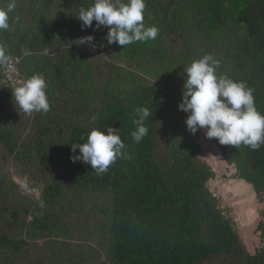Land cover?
I'll list each match as a JSON object with an SVG mask.
<instances>
[{"label":"trees","instance_id":"1","mask_svg":"<svg viewBox=\"0 0 264 264\" xmlns=\"http://www.w3.org/2000/svg\"><path fill=\"white\" fill-rule=\"evenodd\" d=\"M93 2L16 0L10 29L0 31L23 79L44 74L51 104L46 114L19 111L0 68V264H264V212L251 252L210 187L216 173L202 158L200 130H188L178 107L184 68L212 54L219 74L254 89L264 113V0H146L144 23L158 35L125 47L107 45L108 29L95 21L82 27L76 14ZM90 34L94 41L78 44ZM105 52L111 63L102 69ZM122 57L137 70L120 67ZM142 106L153 115L136 143ZM104 125L119 128L130 158L98 175L73 161L72 144ZM212 140L264 199V145ZM24 177L40 195L21 191ZM78 240L95 245V255Z\"/></svg>","mask_w":264,"mask_h":264},{"label":"clouds","instance_id":"2","mask_svg":"<svg viewBox=\"0 0 264 264\" xmlns=\"http://www.w3.org/2000/svg\"><path fill=\"white\" fill-rule=\"evenodd\" d=\"M17 7L16 0H0V31L10 29V14ZM146 0H94L88 7H81L76 16L82 27L107 28L102 39L107 45L119 44L127 46L136 42L155 40L159 29L146 26ZM20 17H15L19 22ZM95 40L94 35L78 39L83 45ZM95 47V45H92ZM123 47V48H124ZM220 60L212 54H205L193 60L184 68L187 74L183 84L182 101L179 110L187 113L186 125L195 135L198 130L205 129L207 138H215L221 145L250 147L257 150L264 145V113L255 105L254 89L245 81H237L219 74ZM0 68L9 69L7 79L13 92L14 104L26 115L48 113L51 109L47 94V80L42 73H35L24 80H17L13 73L12 57L8 47L0 42ZM153 111L142 106L137 109V119L133 121L136 129L131 133L133 140L139 143L149 132L146 121L152 117ZM97 117L92 116L90 124ZM79 149V154L76 153ZM126 145L121 139L119 128L111 125L92 127L84 143L72 144V159L91 166L98 175L109 170L117 158L129 159ZM23 193L30 191L28 177H24L19 185ZM44 202L40 201L43 208Z\"/></svg>","mask_w":264,"mask_h":264},{"label":"rangeland","instance_id":"3","mask_svg":"<svg viewBox=\"0 0 264 264\" xmlns=\"http://www.w3.org/2000/svg\"><path fill=\"white\" fill-rule=\"evenodd\" d=\"M98 48L103 50L104 45H100ZM115 62L122 68L128 67L131 70H137L133 65L134 62L128 61L124 57L120 60H115ZM109 63H111V58L108 52H105L102 56L101 68L105 69ZM205 131V129H200V141L203 146L202 158L212 165L216 173L210 182V187L221 198L222 208L236 218L241 237L248 249L251 252H255L260 245V237L256 232V227L261 217V212H264V199L257 197L252 184L235 177L236 168L225 161L220 148L212 139L206 137ZM90 209L91 207L89 206L88 211ZM73 242L85 245V248L88 249L87 251L90 250L95 255V245L91 247L83 240ZM40 249L45 254L51 253L50 248L45 250L40 246ZM71 264H74V261Z\"/></svg>","mask_w":264,"mask_h":264},{"label":"built area","instance_id":"4","mask_svg":"<svg viewBox=\"0 0 264 264\" xmlns=\"http://www.w3.org/2000/svg\"><path fill=\"white\" fill-rule=\"evenodd\" d=\"M17 61H18V59H13L12 58V68H11V72L13 73V75L15 76V78L17 80H24L23 77L20 74V70L18 68ZM2 69H3V71L5 73V76H6V79H7V73L9 71V69H6V68H2ZM30 191L33 192L34 194H37V195H40L41 192H42V190L40 188L34 187V186H30Z\"/></svg>","mask_w":264,"mask_h":264},{"label":"flooded vegetation","instance_id":"5","mask_svg":"<svg viewBox=\"0 0 264 264\" xmlns=\"http://www.w3.org/2000/svg\"><path fill=\"white\" fill-rule=\"evenodd\" d=\"M250 170H252V168Z\"/></svg>","mask_w":264,"mask_h":264}]
</instances>
